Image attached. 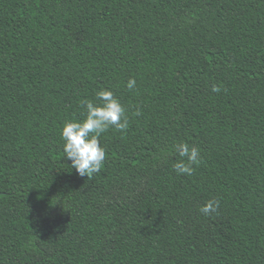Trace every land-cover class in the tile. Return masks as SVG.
<instances>
[{"label":"trees","instance_id":"trees-1","mask_svg":"<svg viewBox=\"0 0 264 264\" xmlns=\"http://www.w3.org/2000/svg\"><path fill=\"white\" fill-rule=\"evenodd\" d=\"M102 89L88 179L61 130ZM0 264H264V0H0Z\"/></svg>","mask_w":264,"mask_h":264},{"label":"clouds","instance_id":"clouds-1","mask_svg":"<svg viewBox=\"0 0 264 264\" xmlns=\"http://www.w3.org/2000/svg\"><path fill=\"white\" fill-rule=\"evenodd\" d=\"M135 85V79L130 78L127 82L128 88L133 89ZM212 91L219 92L220 89L214 85ZM84 107L85 118L66 121L61 130V139L64 141V157L71 161V168L80 176L90 179L93 174L101 172L106 158V150L99 143L101 134L113 126L124 132L129 127V121L124 107L111 90L98 91L96 101L88 100ZM174 147L181 157L173 165L174 171L179 175H192L195 170L193 165L198 166L201 162L200 149L186 142H180ZM218 208L219 201L213 199L201 206L199 211L208 216Z\"/></svg>","mask_w":264,"mask_h":264}]
</instances>
